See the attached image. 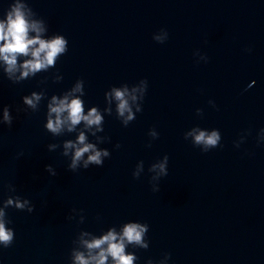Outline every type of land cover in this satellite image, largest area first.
I'll return each instance as SVG.
<instances>
[{
	"label": "water",
	"instance_id": "water-1",
	"mask_svg": "<svg viewBox=\"0 0 264 264\" xmlns=\"http://www.w3.org/2000/svg\"><path fill=\"white\" fill-rule=\"evenodd\" d=\"M13 2L0 0V18ZM21 2L41 38L64 36L68 51L24 79L30 55L11 77L0 59V121L5 107L13 117L0 122V208L9 197L35 206L4 208L14 242L0 245V264H74L83 240L129 223L148 225L147 248L126 246L132 264H264V0ZM81 80L84 112L96 108L103 130L82 121L54 136L48 105ZM125 85L127 126L107 97ZM33 93L35 109L24 103ZM194 129L218 132L217 147L194 146ZM81 132L110 156L72 171L63 145ZM165 155L168 175L151 181Z\"/></svg>",
	"mask_w": 264,
	"mask_h": 264
},
{
	"label": "clouds",
	"instance_id": "clouds-1",
	"mask_svg": "<svg viewBox=\"0 0 264 264\" xmlns=\"http://www.w3.org/2000/svg\"><path fill=\"white\" fill-rule=\"evenodd\" d=\"M32 15V10L21 0H14L6 12V18H0V59H3L7 65L6 72L9 77L17 70V57L31 56V59L24 61L19 67L23 69L18 79H24L29 74L35 75L37 72L47 70L50 66H55L57 58L64 55L68 51V40L61 35L54 36L50 40L41 38V33L44 29L40 26L39 21H30L28 17ZM30 32H35V36H30ZM251 51V49H248ZM206 61L208 57H205ZM137 89L132 90L131 99H137L134 94ZM79 92L80 95H73ZM83 81H78L72 92L66 94L62 99L53 96L48 105V122L46 129L54 136L60 135L67 126L68 131H73L77 125L84 122L86 128L96 126L99 130L101 127L103 117L96 108H92L85 114L84 102L81 99L83 95ZM129 90L125 85L123 88L113 87L112 91L107 94L109 102L114 98L117 102V113L119 117L124 118V124L127 126L128 121L134 119L131 106L129 104ZM69 96H72L69 99ZM41 96L33 93L31 97L25 96L24 103L35 109ZM139 111V108L137 109ZM127 113V117H125ZM11 127L13 117L10 114L9 108L5 107L3 111V120ZM155 135V133H153ZM190 135L194 136L193 145L201 148L203 152L216 148L220 140L218 132L212 131L210 134L204 130L194 129ZM186 139V137H185ZM49 150L55 149L57 145L50 144ZM63 155L67 156L69 150L75 149L71 158V163L68 165L69 169L76 171L83 161L84 169L89 168L90 165L102 166L104 157H109L107 149H98L94 143L87 142V137L84 132H81L77 141L68 140L64 143ZM119 147V145H117ZM87 159H84L85 154ZM169 157L165 155L163 161L152 165L149 171L159 169L156 176L151 177V181H159L161 177L168 175ZM46 169L55 175L52 165H46ZM134 177L139 178V173H133ZM160 186H153V191H159ZM14 206L16 209L24 210L27 208L28 212L34 210V205L29 206V200H21L16 197L15 200L9 197L4 202V208ZM0 208V245L7 248L14 242V229L6 227L5 211ZM148 231V225L142 223H129L123 228L122 234L115 229L109 230L107 234L98 238L94 237L91 240H83L82 243L87 250V255L84 252L75 251L74 264H108L109 257H111V264H132L135 256L131 253H126L127 244L139 245L142 248H147L148 245L143 242V235ZM151 264V262H150Z\"/></svg>",
	"mask_w": 264,
	"mask_h": 264
}]
</instances>
